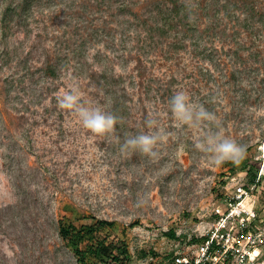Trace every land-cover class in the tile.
I'll return each mask as SVG.
<instances>
[{"label": "rangeland", "instance_id": "374dc122", "mask_svg": "<svg viewBox=\"0 0 264 264\" xmlns=\"http://www.w3.org/2000/svg\"><path fill=\"white\" fill-rule=\"evenodd\" d=\"M10 1L0 0V264H79L59 224L85 215L115 221L105 235L128 246L129 261L101 264L164 263L194 251L255 173L250 230L264 264V0H191V20L186 0L179 12L170 0H35L2 24ZM73 88L118 117L110 138L58 106ZM176 92L213 121L175 119ZM216 122L245 146L239 165L215 166L195 147ZM157 130L155 159L120 151Z\"/></svg>", "mask_w": 264, "mask_h": 264}, {"label": "clouds", "instance_id": "9594fccd", "mask_svg": "<svg viewBox=\"0 0 264 264\" xmlns=\"http://www.w3.org/2000/svg\"><path fill=\"white\" fill-rule=\"evenodd\" d=\"M185 6L189 10V19L191 20V10L193 8L191 0H186ZM57 102L61 109L71 110L79 118L83 127L94 135L110 138L115 131L118 117L111 112L101 110L99 107H89L87 102H81L76 88L57 97ZM170 104L175 119L182 124L194 126L201 121H213L214 119L213 114L203 106L199 109H194L184 92H176L171 97ZM146 124L149 128H152L156 121L149 118ZM216 127V131L206 133L204 138L196 143L195 147L199 151L206 153L209 161L215 166H220L225 162L239 165L246 156L245 146L224 136L218 122H216ZM164 135L165 133L161 130H157L155 133H140L127 137L123 144L120 145V151L138 150L140 153L155 159L158 156L155 146L159 141L163 140ZM142 203L144 201H138V206Z\"/></svg>", "mask_w": 264, "mask_h": 264}, {"label": "built area", "instance_id": "2783aa9c", "mask_svg": "<svg viewBox=\"0 0 264 264\" xmlns=\"http://www.w3.org/2000/svg\"><path fill=\"white\" fill-rule=\"evenodd\" d=\"M251 193L250 188L238 187L227 200L226 210L202 234L194 251L176 252L161 264H254L260 257L257 246L262 234L250 230L260 216V210L249 202Z\"/></svg>", "mask_w": 264, "mask_h": 264}, {"label": "trees", "instance_id": "16d2710c", "mask_svg": "<svg viewBox=\"0 0 264 264\" xmlns=\"http://www.w3.org/2000/svg\"><path fill=\"white\" fill-rule=\"evenodd\" d=\"M170 1L173 4V9L179 12L178 0ZM34 2L35 0L6 2L2 9V24L7 21H14L15 18L24 13H29L33 9ZM127 12L126 8L122 9L123 15H126ZM49 69H52V67L50 66ZM51 73L56 75L54 70ZM261 180V178H258V173H255L251 178V182L247 184V188H250L253 184L261 183ZM115 226V221L99 220L94 216L85 215L76 220L63 219L59 224V232L67 245L73 248L79 264H101L104 257H111L116 263H124L131 258L128 246L124 242H110L108 236L105 235L108 230H112ZM170 236L176 238L175 232L172 231Z\"/></svg>", "mask_w": 264, "mask_h": 264}, {"label": "bare ground", "instance_id": "6f19581e", "mask_svg": "<svg viewBox=\"0 0 264 264\" xmlns=\"http://www.w3.org/2000/svg\"><path fill=\"white\" fill-rule=\"evenodd\" d=\"M257 254V253H256Z\"/></svg>", "mask_w": 264, "mask_h": 264}]
</instances>
